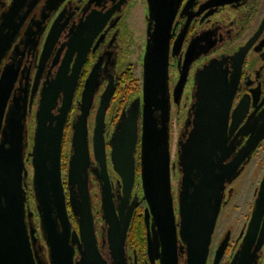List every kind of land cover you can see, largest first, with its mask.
Wrapping results in <instances>:
<instances>
[{"label": "flooded vegetation", "instance_id": "flooded-vegetation-1", "mask_svg": "<svg viewBox=\"0 0 264 264\" xmlns=\"http://www.w3.org/2000/svg\"><path fill=\"white\" fill-rule=\"evenodd\" d=\"M156 41H163L167 61L171 150L174 114L181 123L176 149L178 158L179 141H186L193 128L191 106L200 86L196 74L214 62L218 73L225 74L229 88L234 89L227 130V145H232L233 149L225 163L231 162L252 134L264 126V0H0V97H5L6 101L0 142L3 131L8 128L7 117L19 111L24 127L27 182L32 188L33 167L29 153L34 146L43 91L57 92L52 108V114L56 116L66 92L73 87L72 105L64 125L62 158L68 149L67 177L63 181L71 222L76 230L79 226L70 208L67 182L73 125L81 113L80 102L86 81L91 78L96 85L88 116L89 188L94 183L100 188L94 174L98 164L94 158L93 135L101 97L110 87L114 91L105 115V142L114 201L119 204L122 181L113 168L110 139L123 111H127L137 98L142 110L145 63ZM182 75L186 76V82L177 102L174 92ZM2 84L8 86L7 90ZM141 114L132 198L135 195L139 198L134 214L142 211L140 217L144 229L130 237L132 218L121 263L161 264L162 242L152 227L148 231L145 221L147 203L141 200ZM177 161L171 159L172 166L175 165L171 174H181ZM239 169L240 174L232 182H226L206 264H214L216 251L224 240L226 248L218 264H231L253 217L252 255L244 264H264V136ZM243 185L251 192L248 198L239 201L236 196ZM28 196L30 203L29 191ZM175 207L178 218L177 203ZM238 210L240 213L235 214ZM93 212L100 254L108 264H116L107 238L108 225L102 214L101 218L95 214L94 206ZM35 223L38 236L35 248L46 263L48 248L41 235L40 222ZM220 224L223 226L221 232L218 231ZM150 241L153 246H159L151 254ZM181 245L179 240L177 264H186L187 251L180 250ZM75 247V260H80Z\"/></svg>", "mask_w": 264, "mask_h": 264}, {"label": "water", "instance_id": "water-1", "mask_svg": "<svg viewBox=\"0 0 264 264\" xmlns=\"http://www.w3.org/2000/svg\"><path fill=\"white\" fill-rule=\"evenodd\" d=\"M163 41H156L145 63L143 105L137 98L123 111L112 134L111 161L122 181L121 202L115 193L107 168L105 115L113 95L108 87L103 93L96 115L93 135L94 174L100 184L102 218L108 225L107 238L112 257L122 264L124 245L139 198H132L136 179L135 151L141 121V187L146 201L145 221L148 231L162 242L161 264H177L180 250L186 249V264H206L213 234L221 211L226 182L241 172L242 161L250 157L264 136V126L252 134L235 158L225 163L233 147L228 144L227 130L234 89L229 88L225 74L218 73L211 62L196 74L200 84L195 94L193 128L186 141H179L178 161L181 172L178 192V218L172 189L170 106L167 97V61ZM186 76L175 89L177 102L182 97ZM4 90L8 88L2 84ZM96 85L87 79L80 102L81 113L73 125L72 149L68 168L69 204L77 218L79 230L73 228L62 175V142L64 125L73 100V87L66 92L60 113L52 114L56 91H43L37 113V127L32 157V188L39 216L40 230L48 248V261L43 263L35 248L38 241L35 212L28 196V170L25 167L22 114H10L8 128L0 142V264H108L98 248L89 188L90 148L88 116L93 105ZM0 97V128L5 108ZM1 131V129H0ZM132 198V200H131ZM231 264H244L251 257L254 238L252 224ZM80 260H75L76 247ZM161 246V245H160ZM158 249L149 243V252ZM226 240L216 251L218 264ZM114 264V263H113Z\"/></svg>", "mask_w": 264, "mask_h": 264}, {"label": "rangeland", "instance_id": "rangeland-1", "mask_svg": "<svg viewBox=\"0 0 264 264\" xmlns=\"http://www.w3.org/2000/svg\"><path fill=\"white\" fill-rule=\"evenodd\" d=\"M135 75L138 77V75H139L138 72H135ZM180 127H181V123L175 119V114H174L173 129H172V131H173V134H172V150H171L172 161H175L178 159L176 149H177L178 132L180 130ZM67 143H68L67 147H69V145H70L69 139L67 140ZM65 153L66 154L64 155V159L62 158L63 180L66 179V177H67V164H68V157H69L68 149H67V151L65 149ZM31 177H32V173H31ZM180 179H181V174L179 172L172 173V189H173V194H174V201H175V203H177V206H178V192H179V181H180ZM31 183H32V178H31ZM31 183H30V185H31ZM92 185L93 186L90 189V193H91V197H92V203H93V206L95 207V214L101 218V214H102V211H101V190H100L99 185L97 183H94ZM28 191H29L30 197H31V200H30L31 205L30 206H31V209L35 212V221L39 224L38 213L36 210V201H35L33 189L30 187L28 189ZM250 192H251V190L248 189L246 187V185H243L242 187H240L238 196H236L237 200L240 201L243 198H245V199L248 198ZM140 213L142 215V211H138L139 217L141 216ZM239 213H240V210L235 212V214H239ZM75 226H77V225H75ZM222 227H223L222 224H220V226L218 227L219 232L222 231ZM217 238H218V235L215 237L216 241H217Z\"/></svg>", "mask_w": 264, "mask_h": 264}, {"label": "trees", "instance_id": "trees-1", "mask_svg": "<svg viewBox=\"0 0 264 264\" xmlns=\"http://www.w3.org/2000/svg\"><path fill=\"white\" fill-rule=\"evenodd\" d=\"M142 229H144L143 221L141 217H139L138 211H136L130 228V237H134Z\"/></svg>", "mask_w": 264, "mask_h": 264}]
</instances>
